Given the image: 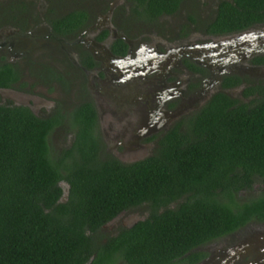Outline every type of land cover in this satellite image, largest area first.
<instances>
[{"label":"trees","instance_id":"16d2710c","mask_svg":"<svg viewBox=\"0 0 264 264\" xmlns=\"http://www.w3.org/2000/svg\"><path fill=\"white\" fill-rule=\"evenodd\" d=\"M179 1L139 0L138 12H172ZM235 1L221 6L218 24L241 27L264 9V0ZM79 14L58 21L68 25ZM252 93L249 101L215 93L185 129L177 123L152 154L130 163L97 157L85 126L80 158L69 148L55 152L48 136L56 118L0 104V264H110L117 253L127 264H187L205 254L197 245L264 221V83L247 86L244 94ZM144 201L149 216L96 240L100 223Z\"/></svg>","mask_w":264,"mask_h":264},{"label":"flooded vegetation","instance_id":"af4514ba","mask_svg":"<svg viewBox=\"0 0 264 264\" xmlns=\"http://www.w3.org/2000/svg\"><path fill=\"white\" fill-rule=\"evenodd\" d=\"M138 2L69 0L58 7L39 0H0V104L23 105L39 117L56 118L48 137L50 147L56 146L57 152L69 148L71 156L80 158L76 140L85 126L88 146H93L97 157L130 163L152 154L161 137L177 123L185 129L186 119L215 93L221 91L249 101L256 93L244 94L246 87L264 83V51L246 55L249 41H221L242 31L264 30L263 8L257 9L259 19L233 28L217 20L221 6L232 9L237 6L235 0H180L172 12L152 16L139 13ZM70 11L81 14L79 21L60 24L59 17ZM261 44L259 40L257 46ZM126 84L147 85L148 93L140 101V122L143 132L148 133L145 139L152 142L147 155L129 160L108 151L100 125V118L104 121L107 112H115L113 100L103 97L109 95L105 87ZM95 92L103 95L102 108H98ZM37 99L45 101L37 103ZM108 120L112 127L114 123ZM130 128L124 129L131 136L125 141L128 143L134 142V127ZM57 130L66 132L67 139L56 137L55 145L51 139ZM139 134L135 138L139 139ZM60 184L67 194L69 184L63 180ZM185 196L183 193L167 205L174 207ZM157 208L161 211L164 207L160 204ZM151 210L146 201L120 208L100 223L96 240L105 242L107 237L120 235L149 216ZM134 211L141 215L134 217ZM254 222L264 224L250 221L197 245L194 249L205 254L187 264L218 260L224 246L235 241L241 229L253 231L254 235L264 232L258 225L247 228ZM217 240L220 243L215 245ZM116 255L110 264H127L122 255ZM249 259L252 262L247 259L242 264L255 262V257Z\"/></svg>","mask_w":264,"mask_h":264},{"label":"rangeland","instance_id":"374dc122","mask_svg":"<svg viewBox=\"0 0 264 264\" xmlns=\"http://www.w3.org/2000/svg\"><path fill=\"white\" fill-rule=\"evenodd\" d=\"M42 1L43 3L48 2L49 5L54 3L58 7L60 6L61 3H68L69 0H39ZM48 5V6H49ZM149 87V85H148ZM106 93L109 95L103 96L102 94H98L95 92V97L97 100V105L98 108H102L103 104L105 105L103 101V97H108L112 99L111 101L112 106L115 110L113 114H107L105 115V120H101L100 118V125L103 134H105V144L109 152L114 153L115 155L119 156L120 158L124 160H129V159H138L140 157H143L147 155L152 150L151 145L152 142H149V140L145 139V136H147V132H143L144 128L140 122V118L142 116V111H141V105L140 101H142L143 97H146V94L148 93L147 85L143 84H136L134 87L131 85H123V86H115L113 89L110 87L106 86ZM91 96H93V92H91ZM17 98H22L19 95H15ZM103 96V97H102ZM140 97V98H139ZM139 98V99H138ZM42 100V99H41ZM40 99H37V103H42L45 101L43 99L41 101ZM139 100V101H138ZM174 115V114H172ZM108 118H110V122L114 123V125L109 126L108 123ZM108 120V121H107ZM127 126V130L130 127H134V142L129 141L125 142L127 139L131 140V136L129 132L125 134V127ZM100 129V127H99ZM131 130V128H130ZM101 131V130H100ZM116 132H119L117 137H114L113 135L116 134ZM137 133H140L139 139L135 138ZM142 133V134H141ZM123 136L122 138L120 136ZM58 137L59 140L61 138L67 139V133L65 132L62 133L60 130H57V134H54L52 136L51 141H53L52 144H55L54 139ZM56 145V144H55ZM56 147V146H55ZM52 147L55 152H57V147ZM254 193L253 191H245L242 192V196H246L248 194ZM141 213V212H140ZM140 213L136 214L134 211V217L141 215ZM260 226V228H264V224L259 225L258 223H251L247 226L250 229ZM253 231L246 230V229H241V233L239 236L236 238L235 241L230 242L229 244L225 245L224 248H229L230 246H234L236 244L241 243L242 241L245 240H250L251 243L246 247L245 250L240 252V254L233 259L231 264H242L248 260L249 258H254L255 257V262L249 263V264H264V232L260 234H253ZM232 240V239H231ZM220 240H217L214 242V244H219ZM253 259L250 260L252 262ZM227 262H230L229 259H226L224 261V264H227Z\"/></svg>","mask_w":264,"mask_h":264},{"label":"water","instance_id":"95a60500","mask_svg":"<svg viewBox=\"0 0 264 264\" xmlns=\"http://www.w3.org/2000/svg\"><path fill=\"white\" fill-rule=\"evenodd\" d=\"M244 39L245 41H249L250 46L247 45L246 47V55L250 54L252 51H264V30H254V31H242L239 33H235L232 35H228L224 38H221V41H233V40H239ZM261 41V45L257 46L258 41ZM251 243L250 240L242 241L239 244H236L234 246H230L229 248H225L222 254L220 255V258L217 260L216 258H210L203 262L202 264H224V261L226 259H229L230 262H227V264H231L233 259L237 257L240 252L246 249L248 245Z\"/></svg>","mask_w":264,"mask_h":264}]
</instances>
